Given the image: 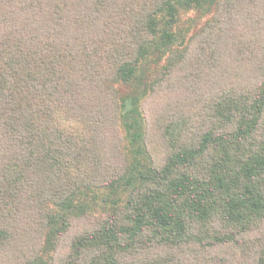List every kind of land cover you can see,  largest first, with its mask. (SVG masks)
<instances>
[{"label":"trees","instance_id":"1","mask_svg":"<svg viewBox=\"0 0 264 264\" xmlns=\"http://www.w3.org/2000/svg\"><path fill=\"white\" fill-rule=\"evenodd\" d=\"M204 2L0 0V264H264V0H210L174 49ZM103 189L129 196L72 230Z\"/></svg>","mask_w":264,"mask_h":264},{"label":"rangeland","instance_id":"2","mask_svg":"<svg viewBox=\"0 0 264 264\" xmlns=\"http://www.w3.org/2000/svg\"><path fill=\"white\" fill-rule=\"evenodd\" d=\"M210 0H205L203 5L199 8L191 9L188 12H183L179 16L178 24L175 28V46L174 49L180 47L182 44L187 42L190 38L195 36L202 28L211 21L214 17V6L210 5ZM162 51L154 52L149 58L143 62L138 69L136 79L128 87H124L120 90V95L123 99L134 98L138 101V110L142 105L146 108L148 102L144 99L147 96V88L151 77L157 73L162 66L165 65L166 55L161 53ZM144 104V105H143ZM136 110V109H135ZM129 118L131 120H129ZM128 120L123 122L121 126L122 135L126 136L127 142L125 146L129 148L131 156H133V171L134 175L143 160H140L141 154L139 151V139L141 133V125L139 118L135 111L130 113ZM133 125L130 126V123ZM129 132V134H128ZM139 151V154H138ZM143 164V163H142ZM117 193L112 192L108 189L94 190V191H83L75 198L73 204L78 207L86 208L90 214L87 218L79 219L73 218L71 223L72 230L76 231L84 225V223L93 224L94 222L102 219L107 210L115 206V203L125 204L128 198L129 192L125 189ZM71 236H69L70 238Z\"/></svg>","mask_w":264,"mask_h":264}]
</instances>
